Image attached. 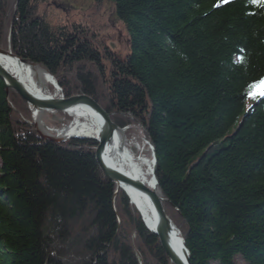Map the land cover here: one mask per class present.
Segmentation results:
<instances>
[{"label":"trees","instance_id":"trees-1","mask_svg":"<svg viewBox=\"0 0 264 264\" xmlns=\"http://www.w3.org/2000/svg\"><path fill=\"white\" fill-rule=\"evenodd\" d=\"M42 1L0 0V48L36 63L63 96L87 94L118 126L142 128L191 264H264V7L108 0L128 36L118 58L83 27L49 26ZM30 116L0 78V264H173L104 177L97 140L45 139Z\"/></svg>","mask_w":264,"mask_h":264},{"label":"bare ground","instance_id":"bare-ground-1","mask_svg":"<svg viewBox=\"0 0 264 264\" xmlns=\"http://www.w3.org/2000/svg\"><path fill=\"white\" fill-rule=\"evenodd\" d=\"M0 65L17 79L32 95L42 98L60 96V89L55 87L54 78L43 71L41 67L20 62L18 59L8 54H0ZM50 85L53 87V90L50 89ZM32 111L36 114H40L44 111L55 112L56 110L32 108ZM64 112L73 116L71 120L65 123L64 128L56 129V127H53L51 124L52 127H46L45 132L53 134L60 139L68 135L83 138H97L99 136L100 121L92 108L86 104H76ZM125 131L126 129L114 131L112 141L106 145L104 151L106 163L117 171L142 181L150 189L156 190L153 177V157L150 145L143 138L142 132L134 133L136 140L139 141L138 143L136 142V146L140 154L139 160H135L134 155L127 148L130 141L123 138V140H125L124 143H122V132L125 133ZM119 185V188H122L128 195L131 203L137 207L144 224L154 228L156 213L148 195L142 190L120 181ZM181 237V233L174 225L171 231V243L180 256L184 258Z\"/></svg>","mask_w":264,"mask_h":264},{"label":"water","instance_id":"water-1","mask_svg":"<svg viewBox=\"0 0 264 264\" xmlns=\"http://www.w3.org/2000/svg\"><path fill=\"white\" fill-rule=\"evenodd\" d=\"M0 54H8L10 56L15 57L20 62L29 64L31 66H35V65L37 66L36 63L15 55L9 49L6 50L0 48ZM0 78L4 82L6 92L8 91L9 88L14 89L23 99H25L29 104L32 105V108L35 109H41V110L53 109L64 112L76 104H86L87 106L92 108L97 114V117L100 121L99 136L97 138H93L98 142L95 148V160L98 163L104 177L107 178L109 181H112L113 183L117 184L118 187L120 186L119 185V181H120L124 184L131 185L132 187H135L145 192L148 195L149 199L151 200L156 213V222L154 228H151L145 224L146 227L158 236L163 251L172 261L173 264H191L189 260V252L185 245L183 237H181V242H182V247L184 249V258L180 256V254L175 250V248L171 243V231L172 228L174 227V224L171 218L169 217V215L166 213L162 203V199L158 195L156 190L150 189L140 180H136L130 176L125 175L124 173L117 171L115 168L108 165L104 159V151L106 145L112 141V136L114 134V131L124 130L125 127L118 126L115 123L112 115L106 109H104L102 105H100V103H98L94 98H92L87 94H83V93L73 94L68 97L65 96L43 97V98L36 97L32 95L30 92H28L25 89V87L17 79H15L9 72H7L5 68L1 65H0ZM54 85L57 89H59V86L56 83V81ZM37 132L43 138L52 141H60L64 139V138L60 139L48 133H44L39 129H37ZM122 136L125 138L124 132H122ZM143 138L146 140V142L150 145L151 148L152 157H153V177L155 184H157V179L155 175L156 156H155L154 146L150 140L146 139L145 136H143Z\"/></svg>","mask_w":264,"mask_h":264},{"label":"rangeland","instance_id":"rangeland-1","mask_svg":"<svg viewBox=\"0 0 264 264\" xmlns=\"http://www.w3.org/2000/svg\"><path fill=\"white\" fill-rule=\"evenodd\" d=\"M37 12L52 28L65 26L73 30H80L82 27L87 29V32L91 34L90 37L92 39L95 37L94 35H96L97 39L104 40L107 46L111 48L114 55L118 58H124L129 52L127 33L123 25L117 20L113 5L108 0H104L100 4H98L95 0H45L39 3ZM60 96H63L61 90ZM27 104L31 116L30 118L24 119L30 122L36 131L39 129L42 132L47 133L45 132L46 127H52L51 124L53 127H56V129H63L65 123L73 117L67 113L68 117L64 118L61 113L63 111L59 110H56L55 112L49 111V116L46 112L36 114L32 111V105L28 102ZM125 129L128 133L134 134L142 132V135L145 136L143 130L137 123L129 124V127H125ZM129 136L130 135H128V137ZM71 137L76 136L71 135L68 138ZM123 138L124 137L122 136V143H124V140L126 139L125 138L123 140ZM63 140L57 142H61ZM129 141L130 142L128 143L127 148L134 155L135 160L138 161L140 154L137 149L136 142L138 143L139 141L136 139H131ZM236 262L237 264H247L240 257L236 259Z\"/></svg>","mask_w":264,"mask_h":264},{"label":"snow or ice","instance_id":"snow-or-ice-1","mask_svg":"<svg viewBox=\"0 0 264 264\" xmlns=\"http://www.w3.org/2000/svg\"><path fill=\"white\" fill-rule=\"evenodd\" d=\"M223 2H228V0H223ZM250 2L259 7H264V0H250ZM261 83H264V81H262ZM260 94L264 95V92H261Z\"/></svg>","mask_w":264,"mask_h":264},{"label":"built area","instance_id":"built-area-1","mask_svg":"<svg viewBox=\"0 0 264 264\" xmlns=\"http://www.w3.org/2000/svg\"><path fill=\"white\" fill-rule=\"evenodd\" d=\"M68 136H71V135H68Z\"/></svg>","mask_w":264,"mask_h":264}]
</instances>
